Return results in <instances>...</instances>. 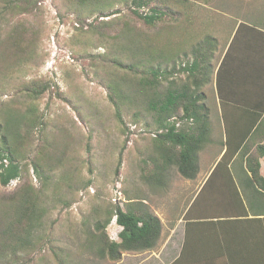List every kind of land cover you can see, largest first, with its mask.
I'll use <instances>...</instances> for the list:
<instances>
[{"label":"rangeland","instance_id":"374dc122","mask_svg":"<svg viewBox=\"0 0 264 264\" xmlns=\"http://www.w3.org/2000/svg\"><path fill=\"white\" fill-rule=\"evenodd\" d=\"M251 1L174 3L175 14L154 27L146 26L122 3L102 7L101 0H97L98 5L107 17H98L99 11L93 14L84 11L75 0H41L32 13H3L0 113L13 109L24 112L30 101L23 90L31 82L47 83L49 88L34 102L43 124L29 135L26 146L29 158L21 163L20 177L5 187L0 185V264L118 263L107 262L92 252L91 235L95 223L103 221L112 206L125 208L128 203L139 202L153 212V187L145 178L153 170L150 158L154 126L153 115L137 101L116 102L120 104L123 124L116 120L110 101L112 90L108 86L119 83L129 90L136 77L111 61L136 64L147 56L141 52L142 48L154 51L166 44L170 50L179 44L180 52L189 53L196 43L212 39L206 35L214 29L216 16L235 18L223 23L221 32L227 39L231 25L243 20L245 9H249L243 2ZM262 6L263 0H257L252 9L261 14ZM152 7L153 2H148L139 11L146 14ZM8 36L11 40L5 42ZM134 43L138 50H134ZM225 46L226 40L214 47L212 82L206 91L214 90L216 67ZM184 60L180 54L173 64L160 63L167 69L175 66L178 71ZM156 63L153 60V65ZM184 77L177 73L171 79L182 82ZM165 86L168 80L163 82ZM211 119L215 125L217 119L221 120L215 116ZM203 158L201 153L199 163ZM33 163L38 165V174ZM182 179L186 178L177 174L167 176L166 187L172 184L167 203L182 204ZM22 195L37 197L35 202L45 208L39 225L31 230L29 244L14 241V236L23 230L9 218L12 206ZM120 230L113 218L106 233L111 240L118 241ZM126 254L134 252L122 253ZM134 259L132 256L131 264Z\"/></svg>","mask_w":264,"mask_h":264},{"label":"trees","instance_id":"16d2710c","mask_svg":"<svg viewBox=\"0 0 264 264\" xmlns=\"http://www.w3.org/2000/svg\"><path fill=\"white\" fill-rule=\"evenodd\" d=\"M41 0H0V19L3 13L22 14L32 13ZM78 5L90 14L99 11L98 17L103 15L97 0H75ZM102 7H112L122 3L132 15L141 20L146 26L154 27L175 14L172 4H181L188 0H101ZM205 4H213V0H201ZM153 2L149 13L143 14L140 8ZM171 5V7H170ZM118 13V11H116ZM81 23V22H80ZM8 36L5 42H9ZM135 45V43H134ZM170 45V43H169ZM171 48L159 47L142 48L141 52L147 56L136 64L123 65L115 59L111 61L119 68L125 69L131 77H136L134 85L130 83L129 90L114 83L108 86L112 90L110 101L115 107V117L120 125L123 124L120 104L123 102L143 103L147 112L153 115V170L145 178L147 184L155 191L158 187H165L167 176L177 174L182 178L193 179L199 172V155L212 143L210 109L205 103L206 94L202 89L211 81L213 42L204 39L196 43L189 53L180 52L179 44ZM168 47V48H167ZM134 50H138L135 45ZM182 56L184 65L176 71L162 67L160 62H171ZM0 58L1 54H0ZM190 59V60H189ZM153 60L157 63L153 65ZM165 60V61H164ZM184 74V81L176 82L171 79L174 74ZM168 80V86L163 82ZM170 80V81H169ZM49 88L47 83L31 82L23 92L30 105L24 112L13 109L0 113V185L5 187L12 180L20 177L21 163L29 158L26 146L29 135L42 120L36 114L34 102ZM132 90V91H131ZM122 99V100H121ZM140 106V105H139ZM260 123V122H259ZM256 126L259 128L260 124ZM255 129V130H256ZM24 131V133L21 132ZM254 130V132H255ZM254 132L252 134H254ZM247 135L239 147L238 159L244 163V171L257 193L264 196V178L259 173V159L264 158V142L254 145L251 150L253 135ZM223 145V144H222ZM224 163V155L217 163V167ZM121 164L118 159L117 170ZM33 170L38 174V165L33 163ZM38 198H17L16 206H12V218L18 226H22L20 235L14 236V241L29 244L32 238L31 230L36 228L45 214V208L35 201ZM126 207L112 206L107 211L103 221H97L92 233L89 246L100 259L116 263L121 260L122 253H141L153 251L161 235L160 219L144 203H128ZM115 218V223L121 230L118 241L111 240L106 228ZM23 234V235H22ZM108 259V260H107ZM63 264V262H61Z\"/></svg>","mask_w":264,"mask_h":264},{"label":"crops","instance_id":"0c3cea01","mask_svg":"<svg viewBox=\"0 0 264 264\" xmlns=\"http://www.w3.org/2000/svg\"><path fill=\"white\" fill-rule=\"evenodd\" d=\"M256 1L243 2L249 8L245 21L236 20L227 39L221 31L224 22H233L232 15L216 16L214 29L207 31L213 51L225 40L226 46L214 90L202 89L210 119L221 120L211 121L212 143L202 153L198 174L182 179L180 206L166 201L172 184L153 191V212L162 224L158 244L149 253L122 255L117 264H131L132 256V264H264V196L236 156L259 122L251 150L264 142V0L261 14L252 9ZM222 155L224 163L217 167ZM259 164L264 178V158Z\"/></svg>","mask_w":264,"mask_h":264}]
</instances>
